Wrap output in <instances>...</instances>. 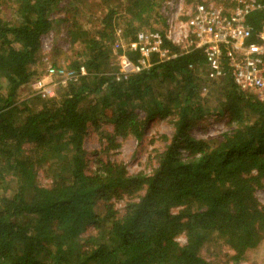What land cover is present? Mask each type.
I'll return each mask as SVG.
<instances>
[{
	"label": "trees",
	"instance_id": "1",
	"mask_svg": "<svg viewBox=\"0 0 264 264\" xmlns=\"http://www.w3.org/2000/svg\"><path fill=\"white\" fill-rule=\"evenodd\" d=\"M169 1L100 0L94 26L66 29L72 55L61 67L86 73L51 97L19 101L41 37L67 21L53 17L63 0H0V264H238L264 238V205L255 196L264 188L263 104L229 75L207 79L200 51L180 54L165 39L175 57L153 55L150 67L115 78L113 47L141 28L164 35ZM76 5L70 0L74 13ZM247 23V41H255L264 8ZM209 113L224 114L227 130L211 140L191 135ZM155 116L170 117L173 132L161 137L147 171L100 158L87 171L89 123L101 117L113 125L101 133L108 152L117 137L139 141ZM210 246L211 260L202 253Z\"/></svg>",
	"mask_w": 264,
	"mask_h": 264
},
{
	"label": "built area",
	"instance_id": "2",
	"mask_svg": "<svg viewBox=\"0 0 264 264\" xmlns=\"http://www.w3.org/2000/svg\"><path fill=\"white\" fill-rule=\"evenodd\" d=\"M263 8L258 0L198 1L186 17L176 15L168 23L164 35L142 29L133 40L116 44L113 52L120 48L121 53L116 57L115 78L125 80L150 67L153 55L158 62L175 57L177 52H170L163 45L165 39L176 46L180 54L200 51L207 79L219 80L229 75L241 91L252 93L264 106V26L254 35L255 41H247L252 36L247 17ZM126 50L137 52L138 58L130 60ZM85 73L83 66L74 70L47 63L44 75L55 81L48 84L42 77H37L29 86L33 94L51 97L56 85L65 86Z\"/></svg>",
	"mask_w": 264,
	"mask_h": 264
},
{
	"label": "rangeland",
	"instance_id": "3",
	"mask_svg": "<svg viewBox=\"0 0 264 264\" xmlns=\"http://www.w3.org/2000/svg\"><path fill=\"white\" fill-rule=\"evenodd\" d=\"M75 1L77 5L75 6L76 12L74 13L72 9H69L70 0H63L60 4V10H58L53 17L55 19L65 17L67 22L54 26L50 32L41 37L40 53L38 54L37 62L31 66V70H36L35 74L29 83L20 88L18 95L19 101L29 100L32 95H34L29 84L35 78L42 77L48 84L55 81L54 78H49L44 75V68L47 63L56 62V65L60 66L61 64H68L69 61L67 59L69 58L67 56H71L72 53L66 36L67 25H71V23L76 22L78 24L85 23L94 26V23L102 13L103 9L100 5V0ZM198 1L201 0H171L166 3L162 10L166 23L165 30L168 28V23L172 21L176 15H178V17H186L187 13ZM156 26L159 27L158 25ZM142 29L149 30V28H141L140 30ZM113 48L114 51L115 46ZM113 53L110 61L112 65H115L117 62L116 57L118 52ZM57 87L58 85L55 86V88ZM226 121L227 119L224 114L220 115L219 113H209L201 121L192 125L189 128V132L198 139H218L220 135L227 130ZM112 130L113 125L106 122L101 117L96 119L94 124H88L87 135L83 141L85 157L87 160V171L93 170L94 160L96 158L124 163L126 169L130 173L140 170L147 171L154 164V161L151 159L153 150H161L164 147L165 141L161 139V137L163 135L170 137L173 132V127L170 123V117L167 116L162 118L160 116H155L146 123L144 134L139 141H137L133 136L125 138L117 137L115 141L118 144V147L109 149L108 152H103L102 149L107 143L104 139H101V133L112 132ZM37 182L43 185L47 183V179L44 177L42 172L38 173ZM255 196L257 200L264 205V188L258 189ZM116 207L121 208V203H117ZM177 240L180 243H183L184 236H178ZM213 249L216 248L214 246H210L207 251L204 250L202 253L207 259H214L213 255H211V251H213ZM222 252L230 253V251L226 250V248H223ZM220 264L235 263L225 262L222 258ZM238 264H264V238L261 240L260 244L255 249L247 253L246 258L239 261Z\"/></svg>",
	"mask_w": 264,
	"mask_h": 264
}]
</instances>
